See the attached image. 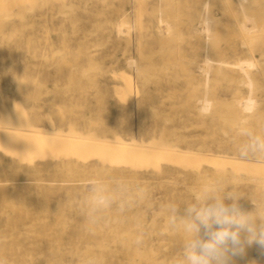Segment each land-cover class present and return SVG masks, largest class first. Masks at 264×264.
<instances>
[{"label":"rangeland","instance_id":"374dc122","mask_svg":"<svg viewBox=\"0 0 264 264\" xmlns=\"http://www.w3.org/2000/svg\"><path fill=\"white\" fill-rule=\"evenodd\" d=\"M0 2V16H10L0 18V25H5L0 31V123L7 122L1 115H20L23 119L37 115L32 119L34 123L29 118L25 120V128L97 137L109 142L121 140L133 149L125 150L124 156L120 149V154L116 151L117 147L110 153L105 148L100 152H78L64 141H28L26 144L22 140L7 139L2 143L14 149L0 147V186L9 192L28 193L33 197L38 194L39 185L53 186L52 205L61 201L60 208H66V213L72 205L78 209L84 195L93 194L94 189L116 192L109 208L113 215L133 219L127 230L132 233L133 247L139 246V264H180L181 236L170 227L164 207L173 200L182 204L190 201L204 182L224 178L245 195L240 200L245 209H254V201L264 196V163L240 159L238 150L250 140L246 132L264 135V0H244L245 8L238 0ZM205 16L209 19L216 16L210 19V31L206 32ZM249 18H252L250 23L246 22ZM118 24V28L123 25L125 34L120 33L121 28L118 32ZM168 27L171 28L168 30ZM212 36H217L216 40L212 41ZM156 50L164 54L154 55ZM166 53L170 56L168 62ZM218 53L221 55L216 56ZM133 58L134 61L130 60ZM208 58L210 67L205 68ZM244 60L252 61L256 67H246L252 80V93L245 71L237 65ZM92 61L98 66L91 68ZM218 69L220 74H217ZM86 70L87 77H84ZM38 85L44 86H40L41 91ZM18 87L20 92L17 91L16 96ZM249 94L255 98L257 106L243 111L240 104ZM25 96L31 97L28 102L23 100ZM31 99H37L33 100L37 103ZM21 100L26 104L20 103ZM204 101L212 102L210 109ZM204 105L207 114L198 110L199 107L205 109ZM31 107L34 110L29 111ZM71 125L75 127L69 129ZM16 147H27L29 155L21 158V151ZM122 147L118 148L122 150ZM136 149L144 151L147 157L152 155L141 159L143 154L140 153L139 166H133L135 170H132L127 159ZM157 150L165 155L157 157L154 154L159 152ZM166 151L169 154L174 151L175 156L170 154L171 157ZM69 160H74L79 169L75 180H64L61 172H57ZM31 169L37 172L31 173ZM83 169H87V173L80 175ZM0 208H8V205H0ZM99 208L106 215L107 208ZM40 217L46 219L47 214L42 213ZM20 218L22 224L16 229L22 235L0 234V260L4 264L133 263L135 253L127 252L126 242L97 227L82 228L81 231L88 230L89 235L83 239L57 240L50 222L35 226L34 233H27L34 229L30 223L34 217L23 213ZM137 239L142 243L137 244ZM236 259L235 264H264V252L254 244L246 249L243 257Z\"/></svg>","mask_w":264,"mask_h":264},{"label":"bare ground","instance_id":"6f19581e","mask_svg":"<svg viewBox=\"0 0 264 264\" xmlns=\"http://www.w3.org/2000/svg\"><path fill=\"white\" fill-rule=\"evenodd\" d=\"M24 1V0H23ZM31 1V0H30ZM238 1H241V2H239L240 4V6H242L243 4H242V1H244V0H238ZM14 2V1H13ZM102 2H103V0H102ZM1 3V2H0ZM37 3V2H36ZM72 3V2H71ZM71 3L69 4V5H71ZM179 3V2H178ZM32 4V3H31ZM30 4V5H31ZM216 5V4H215ZM214 5V6H215ZM213 6V5H212ZM72 7V6H71ZM18 8H20V7H18ZM22 8H24V7H22ZM30 8H33L32 6L30 7ZM67 8V7H66ZM242 8H245V5H244V7L242 6ZM1 9V8H0ZM25 9V8H24ZM73 9V8H72ZM162 9V8H161ZM166 9H167V7H166ZM20 10V9H19ZM26 10V9H25ZM29 10V9H28ZM32 10V9H31ZM157 10V9H156ZM156 10H154V11H156ZM164 11H165V9H163ZM242 10H245V9H242ZM252 10V9H251ZM60 11V10H59ZM159 11H160V9H159ZM162 11V10H161ZM227 11H229V10H227ZM157 12V11H156ZM163 12V11H162ZM161 12V13H162ZM253 12V11H252ZM251 12V13H252ZM165 13V12H164ZM163 13V14H164ZM170 13H174V12H170ZM176 13V12H175ZM225 13V12H224ZM243 13H244V11H243ZM247 13V12H246ZM254 13H256V12H254ZM62 14V13H61ZM63 14H65V13H63ZM160 14V13H159ZM168 14V13H167ZM245 14V13H244ZM7 16H4V15H2V16H0V18H3V16L4 17H7V18H9L10 16L8 15V14H6ZM18 15V14H17ZM20 15H23V14H20ZM66 15V14H65ZM171 15V14H170ZM225 15V14H224ZM56 16V15H55ZM176 16V15H175ZM178 16V15H177ZM17 17H20V16H17ZM52 17V16H51ZM160 17V16H159ZM178 17H180V16H178ZM213 17V16H212ZM212 17H210V19L212 18ZM216 16H214L213 17V19L215 18ZM261 18H262V16H260ZM263 17H264V15H263ZM124 18V17H123ZM198 18V17H197ZM202 18V17H201ZM231 18H233V17H231ZM245 18H247V17H245ZM244 18V19H245ZM254 18V17H253ZM21 19H23V18H21ZM122 19V18H121ZM209 19V17L208 16H205V18H204V22H205V24H206V26H204L205 28V32H206V30H208L209 29V24H211V20H213V19H211L210 20ZM262 19H264V18H262ZM2 21H3V19H2ZM166 21V20H165ZM164 21V22H165ZM249 21H252V18H249V20L248 21H246V22H249ZM193 22V21H192ZM166 24H167V22H165ZM230 23V22H229ZM243 23H245V22H243ZM250 23V22H249ZM248 23V24H249ZM254 23V22H253ZM259 23V22H258ZM258 23H256V24H258ZM121 24H123L124 25V23H121ZM127 24V23H126ZM129 24V23H128ZM161 24V23H160ZM169 24V23H168ZM200 24V23H199ZM202 24V23H201ZM200 24V25H201ZM235 24V23H234ZM255 24V23H254ZM254 24H252V26H254L253 28H255L256 26L254 25ZM122 25V26H123ZM165 25V24H164ZM170 25V24H169ZM245 25V24H244ZM5 25L4 24H2V25H0V31L2 30L1 28L2 27H4ZM31 26V25H30ZM118 26H120L119 24L117 25V28H118ZM122 26L121 27H119V28H121L122 29V32H120V33H124L125 34V32H123V28H122ZM126 26V25H125ZM163 26V25H162ZM171 26V25H170ZM225 26V25H224ZM251 26V27H252ZM60 28V27H59ZM118 28V32L121 30V29H119ZM147 28V27H146ZM169 28H171V27H168L167 29L169 30ZM244 28H246V27H244ZM159 29V28H158ZM161 29V28H160ZM165 29H166V27H165ZM247 29V28H246ZM249 29V28H248ZM163 30V29H162ZM177 30V29H176ZM179 30V29H178ZM202 30H203V28H202ZM174 31H175V29H174ZM209 31H210V29H209ZM217 31V30H216ZM216 31H215V33H216ZM219 31V30H218ZM235 31V30H234ZM160 32V31H159ZM168 32V31H167ZM170 32V31H169ZM204 32V31H203ZM141 33V32H140ZM207 33H209V32H207ZM218 33H220V32H217V34ZM249 33H250V31H249ZM167 34V33H166ZM180 34V33H179ZM211 34H212V32L210 33V36H211ZM228 34V33H227ZM208 35V34H207ZM221 35V37H222V35L223 34H220ZM219 35V36H220ZM230 35V34H229ZM228 35V36H229ZM232 35H234V34H232ZM140 36V35H139ZM226 36V35H225ZM32 37V36H31ZM170 37H171V35H170ZM174 37V36H173ZM214 36H212V41L215 39L216 40V37L217 36H215V38H213ZM220 37V38H221ZM30 38V37H29ZM130 38V37H129ZM129 38H127V39H129ZM191 38H192V36H191ZM208 38V37H207ZM206 38V39H207ZM220 38H219V40H220ZM225 38V37H224ZM227 38V37H226ZM225 38V39H226ZM126 39V40H127ZM163 39V38H162ZM173 39L174 38H172L171 39V43H172V41H173ZM175 39H178V38H175ZM224 39V40H225ZM258 39V38H257ZM125 40V39H124ZM165 40V39H164ZM164 40L162 41V42H164ZM208 40V39H207ZM218 39H217V41L216 42H218L219 41ZM251 40V39H250ZM178 41V40H177ZM204 41H206V40H204ZM203 41V42H204ZM221 41V40H220ZM226 41V40H225ZM131 42V41H130ZM167 42H169V40L167 41ZM175 42V41H174ZM215 42V43H216ZM228 42V41H227ZM63 43V42H62ZM129 43V42H128ZM176 43V42H175ZM207 43V42H206ZM212 43V42H211ZM244 43V42H243ZM262 43V42H261ZM264 43V42H263ZM217 44L218 43H216V46H217ZM166 45H167V43H166ZM219 45H220V43H219ZM1 46V45H0ZM215 46V47H216ZM246 46V45H245ZM257 46V45H256ZM29 47V46H28ZM52 47V46H51ZM220 47V46H219ZM161 48V47H160ZM160 48H159V50H160ZM201 48V47H200ZM199 48V49H200ZM162 51L164 50V48H162L161 49ZM180 50V49H179ZM201 50V49H200ZM202 50H203V48H202ZM57 51H59V50H57ZM56 51V52H57ZM162 51H160V53L159 52H157V50H156V53L154 52V55H156V54H164ZM220 51V50H219ZM56 52L55 53H53L54 55L56 54ZM162 52V53H161ZM175 52H176V50H175ZM180 52V51H179ZM60 53V51L59 52H57V54H59ZM124 53H125V51H124ZM150 53H152V52H150ZM167 54V53H166ZM166 54L165 55H162L161 57H165L166 56ZM180 54H181V52H180ZM35 55V54H34ZM143 54H141V56H142ZM217 55H221V54H216V56ZM172 56V55H171ZM54 57V56H53ZM140 57V56H139ZM151 57V56H150ZM167 62H168V59H169V55L167 54ZM143 58V57H142ZM47 61H48V58L46 57L45 58ZM148 59H150V58H148ZM161 59H164V58H161ZM213 59V58H212ZM75 60H77V59H75ZM130 60H132V61H134L135 59L133 58V59H130ZM130 60H128V61H130ZM65 61V60H64ZM159 61V60H158ZM169 61H170V59H169ZM174 61H176V59L174 60ZM205 61H208L207 63H208V65H206L205 66V68H207V66H209L210 67V59L208 58L207 60H205ZM76 62V61H75ZM93 62L94 61H92L91 63V65L90 66H92L91 68H93L94 66L96 67V66H98V63L97 62H94V63H97V64H93ZM131 62V61H130ZM136 62V61H135ZM135 62H132V63H135ZM165 62V61H164ZM212 62V61H211ZM129 63V62H128ZM179 63V62H178ZM205 63V62H204ZM214 63V62H213ZM136 64V63H135ZM180 64V63H179ZM179 64H178V66H176V65H174V66H176V67H178L179 68ZM218 64H220L221 65V63H218ZM224 64V63H223ZM68 65H70V63L68 64ZM94 65V66H93ZM134 65V64H133ZM133 65H131L132 67H133ZM239 67H240V69L242 68L244 71H245V75H246V77H247V79H249L248 80V84L251 86L252 85V80L250 79V74L248 73V72H246V67H255L254 66V64H253V62L252 61H248V60H244V61H239L238 62V64H237ZM35 66V65H34ZM33 66V67H34ZM89 66V67H90ZM151 66V65H150ZM165 66V65H164ZM173 66V67H174ZM183 65H181V67H182ZM219 66V65H218ZM228 66H232V65H228ZM88 67V68H89ZM135 67V66H134ZM153 67V66H152ZM161 67H162V65H161ZM233 67V66H232ZM237 67V66H236ZM27 68V67H26ZM25 68V69H26ZM72 68H74V67H72ZM146 68H148V66L147 67H145L144 69L145 70H147ZM154 68V67H153ZM238 68V67H237ZM256 68V67H255ZM138 69V68H137ZM183 69V68H182ZM209 69H211V68H209ZM215 69V68H214ZM251 69V68H250ZM72 70V69H71ZM88 71L90 70V69H87ZM87 70L86 71H84L83 73H85V75H84V77H87L86 76V74L88 73L87 72ZM92 70V69H91ZM141 70V69H140ZM161 70V69H160ZM167 70H168V68H167ZM132 71V70H131ZM186 71V70H185ZM208 71H210V70H207V72L206 73H209ZM216 71H218L217 72V74L219 73L220 74V70L218 69V70H216ZM242 71V70H241ZM146 72V71H145ZM215 72V71H214ZM213 72V73H214ZM182 73H183V71H182ZM204 73V72H203ZM206 73H204V74H206ZM244 73V72H243ZM141 74H143V73H141ZM83 75V74H82ZM209 74H207V76H208ZM98 76V75H97ZM178 76V75H177ZM169 77V76H168ZM209 77V76H208ZM207 77V78H208ZM226 77V76H225ZM15 78V77H14ZM17 78V77H16ZM89 78V77H88ZM95 78V77H94ZM135 78V77H134ZM70 79V76L68 77V81H69V83H70V81H72L71 79ZM93 79V78H92ZM14 80V79H13ZM12 80V81H13ZM120 80V79H119ZM24 81V80H23ZM208 81V80H207ZM241 81H242V79H241ZM241 81L239 80L238 82L239 83H241ZM244 81V80H243ZM17 82H19V81H17ZM88 82V81H87ZM15 83V82H14ZM34 83H36V81L34 82ZM127 83V82H126ZM28 84V83H27ZM26 84V85H27ZM40 84V83H39ZM17 85H18V83H17ZM206 85H208V83H206ZM246 85V84H245ZM41 87L43 86V85H40ZM40 86L38 85V87H39V89H40V91H41V88H40ZM56 86V85H55ZM37 87V88H38ZM44 87V86H43ZM21 88H23L22 87V84H21ZM20 88V89H21ZM26 88V87H25ZM250 88V91L252 90L251 88H252V86L251 87H249ZM16 89H18V90H16ZM15 90H16V96L17 95H19V94H17V93H19L20 92V90H19V87L18 88H16ZM38 89V90H39ZM15 90H14V93H15ZM195 90V89H194ZM205 90H207V88L205 89ZM211 91H213L212 89H210ZM17 91H19V92H17ZM40 91H38V93L40 92ZM82 91V90H81ZM128 91V90H127ZM126 91V92H127ZM186 91V90H185ZM196 91V90H195ZM129 92V91H128ZM170 92V91H169ZM193 93V92H192ZM205 93H207V91H205ZM251 93H252V91H251ZM250 93V94H251ZM40 94V93H39ZM39 94H37V96L36 97H34V99L35 98H37L38 96H39ZM240 94V93H239ZM249 94V96H248V98H246L245 99V101H243L241 104H240V108L241 109H243V111L244 110H249V111H251V110H253V109H255V107L257 106L256 104H257V102L255 101V98L252 96V95H250ZM29 95H31V94H29ZM42 95V94H41ZM40 95V97H42ZM206 95V96H205ZM241 95V94H240ZM239 95V96H240ZM122 96V95H121ZM204 96L207 98V94H204ZM191 97V96H190ZM205 97H204V100H207V99H205ZM23 98V97H22ZM26 98V99H25ZM28 98H31V97H24L23 98V100L25 101L26 100V102H28ZM54 99H53V101L55 100V97H53ZM121 98V97H120ZM10 99V98H9ZM15 99L16 98H14L13 100L15 101ZM33 99V100H34ZM23 100H21V102L20 103H22V104H26V102H24ZM32 100V99H31ZM32 100V102H34V101H36V100H34L33 101ZM38 100H39V98H38ZM99 100V99H98ZM241 100V99H240ZM7 101V100H6ZM88 101V100H87ZM199 101V103H202L200 100H198ZM5 102V101H4ZM8 102H9V100H8ZM24 102V103H23ZM30 102V101H29ZM205 102V101H204ZM233 102V101H232ZM231 102V103H232ZM6 103V102H5ZM4 103V104H5ZM35 104L37 103V102H34ZM49 103H51V101H49ZM55 103V102H54ZM207 103V101L204 103V104H206ZM210 103H212V102H210L209 101V103H207V107H208V109H210L211 107L209 106L210 105ZM234 103V102H233ZM44 104V103H43ZM48 104V103H47ZM70 104H71V100H70ZM229 105H230V103H229ZM235 106H236V103L234 104ZM1 106V105H0ZM78 106V105H77ZM182 106V105H181ZM226 106V105H225ZM230 106H232V104L230 105ZM243 108H242V107ZM202 107V106H201ZM8 108H9V106H8ZM21 108V107H20ZM70 108H72V107H70ZM78 108V107H77ZM80 108V107H79ZM203 108H206L205 107V105H204V107ZM214 108H215V106H214ZM1 109H2V107H1ZM0 109V110H1ZM5 109V108H4ZM32 109L34 110V108H30V110L29 111H32ZM207 109V108H206ZM70 110V109H69ZM199 112L201 113V109H200V107H199ZM232 110V109H231ZM21 111H22V109H21ZM236 111V110H235ZM234 111V112H235ZM11 113V112H10ZM20 112L18 111V114H19ZM51 113H54V112H51ZM58 113V112H57ZM56 113V114H57ZM207 113H209V112H207ZM52 115V114H51ZM224 115V114H223ZM20 115H11V114H8L7 116H3V115H1V118H2V120H5V121H7L6 123H4V124H2V123H0V147H2V148H4V149H6V150H10V151H13V149L14 148H12L11 149V147H8V145L7 144H4V143H2V142H6L7 141V139H13V140H22V141H24L26 144H27V142L28 141H36V142H38V141H43V142H51V143H53V142H56V141H64V142H67L68 143V145L70 146V147H72L71 149L72 150H74V151H78V152H83V151H86V152H90V150H93V151H96V152H100L101 150H103L104 148L105 149H107V150H109L108 152L110 153L112 150H113V148H115V147H117V152H118V150L120 149V151H121V153H122V155L124 154V156H126L125 154V150H127L126 152H128V150L130 151V149L131 148H129V146H126L127 144L125 143H123V142H121V140L120 139H118V140H120V141H115V142H109L107 139H103V138H93V137H86V136H80V135H74V134H70V135H63V134H61V133H57V132H41V131H33V130H31V129H27V128H25V126H27V124L25 123V120L27 119V118H29V121H30V119H31V123H34V122H32V119H36L37 118V115L35 116V115H32V116H29V117H27V118H21V117H19ZM15 120H14V119ZM248 118V117H247ZM243 119H240V121H242ZM10 121H12V122H14V123H10L9 124V122ZM34 121V120H33ZM38 123H39V121H37ZM48 122H50L51 123V121L49 120ZM234 122V121H233ZM236 123V121L234 122V124ZM260 123V122H259ZM13 124H15V125H13ZM236 125V124H235ZM72 126L73 125H71V128H70V126H69V129H73L72 128ZM73 127H75V126H73ZM201 127V126H200ZM257 127H258V124H257ZM254 131H258L257 129L256 130H254ZM116 132V131H115ZM263 133H264V131H263ZM258 134H259V132H258ZM103 136V135H102ZM106 136V135H105ZM162 136V135H161ZM165 136V135H164ZM163 137V136H162ZM154 140V139H153ZM156 141V140H155ZM157 142V141H156ZM164 143V142H163ZM228 143V142H227ZM114 144V145H113ZM153 144H155L154 143V141H153V143H151V145H153ZM157 144H159V142L157 143ZM14 145V144H13ZM135 145V143L133 144V146ZM137 145V144H136ZM123 146V147H122ZM132 146V144H131V147L132 148H134ZM154 146V145H153ZM157 146V145H156ZM159 146V145H158ZM237 146V145H236ZM19 147V146H18ZM18 147H16V150H20L21 151V155H20V157L22 158V157H24V156H27V155H29L28 154V149H27V147H25V148H18ZM118 147H122L123 149L121 150V148H118ZM137 147L139 148V144L137 145ZM136 147V148H137ZM143 148H145V146L143 147ZM149 148H152V147H149ZM148 148V149H149ZM163 148V147H162ZM162 148H160V149H162ZM141 149H142V147H141ZM154 150H156L155 148H153ZM159 149V150H160ZM164 150H166L165 148H163ZM131 150H133V149H131ZM143 150V149H142ZM145 150H147V148L145 149ZM150 150V149H149ZM159 150H157V151H159ZM169 150H171V149H169ZM173 150V149H172ZM175 150V149H174ZM105 151V150H104ZM115 150H114V152H116ZM141 151V150H140ZM148 151V150H147ZM150 151H152V150H150ZM156 151V152H157ZM160 151H162V150H160ZM159 151V152H160ZM168 151V150H167ZM166 151V152H167ZM124 152V153H123ZM131 152V151H130ZM144 151H141V152H139V149H136V150H134V155L133 156H131V158L130 159H127L129 162H130V164H131V166H132V170H135V168L133 167V166H139V154L140 153H142L143 155H141V159H143V158H145V157H147L146 155H144V153H143ZM159 152H157V153H155L154 152V154H156L157 155V157H158V155L160 154V155H165V153L163 154V153H159ZM162 152H164V151H162ZM169 152V151H168ZM167 152V153H168ZM171 152H173V153H171ZM170 152V154H172L173 156H175V153H174V151H171ZM175 152H177V151H175ZM179 152V151H178ZM185 152V151H184ZM187 152V151H186ZM119 153V152H118ZM117 153V154H118ZM193 153V152H192ZM120 154V153H119ZM130 154V153H129ZM147 154V153H146ZM149 154V153H148ZM153 154V155H154ZM169 154V153H168ZM169 154V155H170ZM182 154V153H181ZM187 154V153H186ZM197 154V153H196ZM150 155H152V154H150ZM150 155L148 156V157H150ZM177 155H179V153L177 154ZM188 155V154H187ZM189 155H191V154H189ZM194 155V154H193ZM171 156V155H170ZM181 156H184V155H181ZM186 156V155H185ZM195 156V155H194ZM198 156H202V155H198ZM207 156V155H206ZM213 156V155H212ZM147 157V158H148ZM172 157V156H171ZM205 157V156H204ZM207 157H209V156H207ZM224 157V156H223ZM212 159H213V157H211ZM150 159V158H149ZM204 159V158H203ZM205 159H207V158H205ZM221 159V158H220ZM109 160V159H108ZM208 160V159H207ZM209 160H211L210 159V157H209ZM208 160V161H209ZM214 160H216V158L214 159ZM227 160V159H226ZM141 161V160H140ZM219 161V160H218ZM218 161H217V163H218ZM248 161V160H247ZM209 162H212V161H209ZM215 162V161H214ZM237 162V161H236ZM152 163H154V159H153V162ZM151 163V164H152ZM229 163H230V161H229ZM219 164L221 165L222 163H220L219 162ZM234 164V163H233ZM237 164V163H236ZM239 164H243V163H239ZM246 165V164H245ZM66 166V167H65ZM234 166H235V164H234ZM243 166H244V164H243ZM242 166V167H243ZM248 166H250L251 167V165H249L248 164ZM249 167V168H250ZM253 167V166H252ZM251 167V168H252ZM256 168L258 167V166H255ZM263 167V166H262ZM134 168V169H133ZM157 168V167H156ZM154 169V168H153ZM253 169V168H252ZM251 169V170H252ZM259 169H260V171H261V168H260V166H259ZM32 171H31V173H36L37 171L35 170V169H31ZM137 170V169H136ZM30 171V170H29ZM264 171V170H263ZM2 171H0V173H1ZM57 172H61V176L62 177H64L65 179L64 180H75L76 178H77V176H78V174H79V169H78V167L76 166V162L74 161V160H69L68 161V163H65L64 165H62V167L60 168V171L58 170ZM262 172V171H261ZM10 173V172H9ZM83 173H87V169H83L81 172H80V175H82ZM263 173V172H262ZM28 174V173H27ZM134 174V173H133ZM9 175V174H8ZM132 175V174H131ZM264 175V174H263ZM133 176V175H132ZM81 179V178H80ZM40 180V179H39ZM249 181V180H248ZM37 182H38V179H37ZM93 187V186H92ZM38 189H39V192H38V194L36 195V196H31V194L29 195L28 193H23V194H19V193H16V192H9L8 190H7V188H5V187H2V186H0V205H8V208H0V234L1 235H4V236H9V237H14V236H19L20 234L22 235V233H21V231H19V230H17L16 228L20 225V224H22V219L20 218V216L23 214V213H26L27 215H29V216H33L34 218H32V220H31V226H32V228H34V229H32V230H30L29 232H27V233H34V232H36L35 231V226H40V225H42V224H45V222L46 221H48V222H50V224L52 225V227H54L55 228V230H51V232L52 233H54V235H55V237L57 238V240L59 239V240H62V239H66V238H81V239H83V238H85V237H87V236H89L88 234H87V232H88V230H86V232H82L81 231V229L82 228H89V227H97V229H99V230H101V231H105V232H107V233H110L111 235H113L114 236V238L115 239H122V241L121 242H123V243H125L126 242V245H127V247L125 248L126 250H127V252L129 253V254H131V253H135L134 254V259H133V263L132 264H139V262L141 261V258H140V261H138L139 260V246H134L133 247V238H132V233H131V231H128L127 230V228L131 225V222H133V219H130V218H128L126 215H122V214H119V215H113V212L111 211V209L109 208V205H107V206H105V208H107L106 209V211H105V214L106 215H103L102 213H101V209L99 208V206H104V205H100V204H96V203H94L93 201H92V199H91V197H92V195L93 194H91V195H84V198H83V200L79 203V207H78V209H74V208H76L74 205H72V206H70V208L68 209V212L69 213H66V208H60V204L62 203L61 201H57V205L56 206H54V205H52V201L50 200V194H51V192H52V190H53V186H49V187H46V186H38L37 187ZM89 188L90 187H88L87 188V190H89ZM106 188V187H105ZM103 189H104V187H103ZM103 191H105V190H103ZM106 192V191H105ZM107 193H110L111 194V198L112 197H114V196H116L117 195V193L116 192H112V191H108ZM76 201V200H75ZM245 201V200H244ZM68 201H65L64 202V204H68L67 203ZM28 205H33V207H27ZM71 205V204H70ZM10 206V207H9ZM119 212H121V211H119ZM42 213H46L47 214V217H46V219H43V218H41L40 217V214H42ZM117 213V212H116ZM158 214H159V212H158ZM72 221H74V222H76L75 224H71L72 223ZM153 222V221H152ZM47 223V222H46ZM59 227V228H58ZM1 228H5V229H1ZM40 234V233H39ZM58 243V242H57ZM103 244H104V242H103ZM113 244V243H112ZM115 244V243H114ZM52 247V246H51ZM97 247H100V246H97ZM102 248V247H101ZM124 248V247H123ZM105 250H107V248L105 249ZM152 250V249H151ZM141 252L142 251H140V254H141ZM152 253H154V252H152ZM127 256H128V254H127ZM129 258V257H128ZM101 259H102V257H101ZM237 260V259H236ZM129 261V260H128ZM163 261V260H162ZM131 262V261H130ZM159 263H162V262H159ZM12 264V263H11Z\"/></svg>","mask_w":264,"mask_h":264},{"label":"clouds","instance_id":"9594fccd","mask_svg":"<svg viewBox=\"0 0 264 264\" xmlns=\"http://www.w3.org/2000/svg\"><path fill=\"white\" fill-rule=\"evenodd\" d=\"M207 111L201 109V114ZM245 135L250 140L240 146L239 158L264 163V135L251 131ZM244 196L218 178L202 183L190 201L167 202L164 211L170 227L181 236L180 264H235L254 244L264 252V196L254 201L253 210L240 203ZM91 199L104 206L112 202L111 194L103 190L94 189Z\"/></svg>","mask_w":264,"mask_h":264}]
</instances>
